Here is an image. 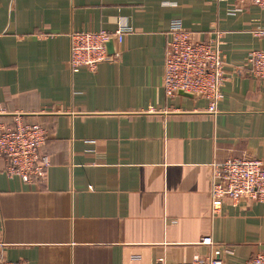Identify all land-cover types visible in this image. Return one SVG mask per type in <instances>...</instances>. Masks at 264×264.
I'll list each match as a JSON object with an SVG mask.
<instances>
[{"label": "crops", "instance_id": "obj_1", "mask_svg": "<svg viewBox=\"0 0 264 264\" xmlns=\"http://www.w3.org/2000/svg\"><path fill=\"white\" fill-rule=\"evenodd\" d=\"M179 20L195 41L220 31L225 81L217 113L198 95L166 97L163 60ZM116 59L67 66L71 30L114 31ZM264 7L216 0H0V125L40 124L43 179L9 177L0 158V240L21 264H175L227 247L223 264L264 254V202L211 210L212 164L264 161ZM110 53V52H109Z\"/></svg>", "mask_w": 264, "mask_h": 264}, {"label": "built area", "instance_id": "obj_2", "mask_svg": "<svg viewBox=\"0 0 264 264\" xmlns=\"http://www.w3.org/2000/svg\"><path fill=\"white\" fill-rule=\"evenodd\" d=\"M230 1L239 6L254 4L264 7V0ZM130 31L128 25H120L112 32L69 31L68 68L71 71H77L80 67L93 70L100 63L114 61L117 57L114 52L107 51V42L120 43ZM255 33L263 35L264 29H257ZM220 34L219 30H215L207 40L195 41L179 20L171 21L163 60L162 88L166 97L176 96L180 91L198 95L207 100L202 113L211 116L217 113V103L221 99V87L225 81ZM246 62L253 76L264 78V49H251ZM45 140L46 131L40 124L25 120L24 113H13L8 124L0 125V158L5 161V173L25 183L43 179L50 165L48 157L39 151ZM209 197L213 212H217L224 201L264 202V161L253 155H245L213 163ZM200 241L211 247L208 255H196L189 261L175 264H223L222 254L228 248L213 245L208 235ZM3 246L4 242L0 240V264H21L6 260ZM156 264H163L162 259ZM243 264H264V254L256 253Z\"/></svg>", "mask_w": 264, "mask_h": 264}, {"label": "water", "instance_id": "obj_3", "mask_svg": "<svg viewBox=\"0 0 264 264\" xmlns=\"http://www.w3.org/2000/svg\"><path fill=\"white\" fill-rule=\"evenodd\" d=\"M106 46H107V51L111 53V52L113 51V43H112V41L109 40V41L107 42ZM180 94H183V95H190V94L185 93V92H183V91H180Z\"/></svg>", "mask_w": 264, "mask_h": 264}]
</instances>
